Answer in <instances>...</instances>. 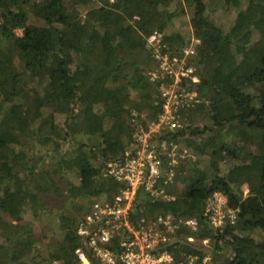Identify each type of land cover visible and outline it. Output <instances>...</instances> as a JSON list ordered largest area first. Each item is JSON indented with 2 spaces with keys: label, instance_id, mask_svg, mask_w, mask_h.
Returning <instances> with one entry per match:
<instances>
[{
  "label": "trees",
  "instance_id": "obj_1",
  "mask_svg": "<svg viewBox=\"0 0 264 264\" xmlns=\"http://www.w3.org/2000/svg\"><path fill=\"white\" fill-rule=\"evenodd\" d=\"M173 1L0 0V264H78L84 212L62 215L61 237L40 255L24 215L41 221L62 200L108 199L123 190L105 176L107 164L132 145L133 112H161L159 85L149 76L156 64L147 38L154 32L172 56L194 38L202 42L192 64L203 103L190 108L179 133L190 157L176 166L175 182L184 183L176 201L139 191L133 217L196 219V232L182 227L168 246L177 260L202 259L207 239L218 264H264V242L247 237L264 232V0H191L188 35L173 31L185 15L181 4L169 9ZM219 9L236 11V21L224 28ZM71 174L77 186L66 180ZM216 193L238 211L234 224L217 228L204 216L200 205Z\"/></svg>",
  "mask_w": 264,
  "mask_h": 264
},
{
  "label": "built area",
  "instance_id": "obj_2",
  "mask_svg": "<svg viewBox=\"0 0 264 264\" xmlns=\"http://www.w3.org/2000/svg\"><path fill=\"white\" fill-rule=\"evenodd\" d=\"M201 46L202 42L194 38L181 56H172L163 34L154 32L147 38V48L156 64L149 76L150 81L159 85L161 112L149 122L143 114L133 112V143L121 160L107 164L105 173L122 184L123 190L89 205L77 228V236L85 247L75 251L78 264H213L208 255L202 259L188 255L185 260H177L168 249L174 243L173 235L182 227L198 230L196 219L173 215L133 217L139 191L153 201L167 204L176 200V194L167 191L175 184L176 166L190 157L188 149L180 146L179 133L186 127L190 108L203 103L198 98L200 79L192 64L198 59ZM204 216L219 228L234 224L238 211L228 207L224 194L216 193L207 204ZM186 240L190 244L197 242L193 237ZM201 243L204 247L210 244L207 239Z\"/></svg>",
  "mask_w": 264,
  "mask_h": 264
},
{
  "label": "rangeland",
  "instance_id": "obj_3",
  "mask_svg": "<svg viewBox=\"0 0 264 264\" xmlns=\"http://www.w3.org/2000/svg\"><path fill=\"white\" fill-rule=\"evenodd\" d=\"M190 2L191 0H174L171 4H170V10L174 11L177 9V7L179 8L181 5H183L184 9H185V15L176 18L173 21V31L174 32H178V33H184L187 34L191 31V25H190V17H191V12H190ZM181 4V5H180ZM238 13L236 11H226V10H221L219 9L216 12L217 18L223 22L224 28L228 27L231 23L236 21L237 15ZM134 21H136L134 19ZM134 24V23H132ZM128 32V31H127ZM18 35H22V31H17ZM130 32L127 33V35L129 36ZM164 38V36H163ZM261 36L255 35L254 37V41H257L258 39H260ZM263 39V36H262ZM143 115L147 118L148 122L149 121H153L155 119L154 116V112L153 111H147L145 113H143ZM199 126H203V124L200 122L198 124ZM180 146L183 148H187V145L184 141L180 142ZM198 160V159H197ZM205 159H201V161H203L204 163ZM49 164L51 162H48ZM46 171L47 173L51 174L53 177L55 176V170L54 168L47 166L46 167ZM66 180L68 181V183H72L73 185H78L79 184V180L78 177L71 174V175H67ZM177 185V182H175L174 186ZM58 186L60 188H62L63 192L65 193L64 195H66V183L63 180H60ZM184 187V183L180 182L177 185L176 191L175 193L178 195L182 189ZM244 191V195L247 196L248 193V188L244 187L243 188ZM104 197H92V198H87V199H81L78 201H75L74 204H70L68 203L69 200H62V204H56V206L54 207V209L52 208L50 211H46L43 215V219L41 221H34L33 217L27 213V215H24V223H28L31 222L33 223V231L37 234L38 239H39V243L36 244V253L38 255H40L42 252L46 251L48 249V247L50 246V244L54 243L56 241V239H59L61 237V231L59 229L60 226V218L62 215H70L71 213L74 214L76 212L82 211L79 214H77V216H82L83 212L86 213L89 210V205L94 201V200H103ZM168 203V204H172ZM207 204L210 203V200H208L206 202ZM200 206H204V204L202 203ZM51 208V207H50ZM6 216L4 213L0 214V218ZM4 220H8L7 217H4ZM176 234L173 235V242H176L178 240H180V238L178 236H175ZM183 237V236H181ZM247 237L253 239L255 242L257 243H261L264 242V232L261 229H254L252 231H248L247 232ZM187 238V237H186ZM0 242H2V239L0 238ZM228 252V251H227ZM226 252V253H227ZM206 255H208L209 257L212 258V262L213 264H218L217 261H215L214 259V253H213V246L211 244L208 245L207 248V252ZM223 260V259H222ZM39 259H33L30 260V264H38Z\"/></svg>",
  "mask_w": 264,
  "mask_h": 264
},
{
  "label": "crops",
  "instance_id": "obj_4",
  "mask_svg": "<svg viewBox=\"0 0 264 264\" xmlns=\"http://www.w3.org/2000/svg\"><path fill=\"white\" fill-rule=\"evenodd\" d=\"M213 196L209 200H211L213 198ZM206 206H207V203H206V205H204V211H205Z\"/></svg>",
  "mask_w": 264,
  "mask_h": 264
},
{
  "label": "clouds",
  "instance_id": "obj_5",
  "mask_svg": "<svg viewBox=\"0 0 264 264\" xmlns=\"http://www.w3.org/2000/svg\"><path fill=\"white\" fill-rule=\"evenodd\" d=\"M175 194H176V193H175ZM176 198H177V195H176ZM175 201H176V200H175ZM175 201H174V202H175ZM174 202H173V203H174ZM167 204H168V203H167ZM186 219H189V218H186ZM53 264H54V263H53Z\"/></svg>",
  "mask_w": 264,
  "mask_h": 264
}]
</instances>
